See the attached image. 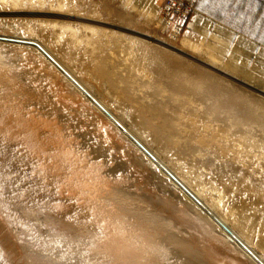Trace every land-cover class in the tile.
<instances>
[{"label":"rangeland","instance_id":"374dc122","mask_svg":"<svg viewBox=\"0 0 264 264\" xmlns=\"http://www.w3.org/2000/svg\"><path fill=\"white\" fill-rule=\"evenodd\" d=\"M25 1L0 4V264H264L228 215L255 211L264 220L263 157L256 148L240 154L245 129L229 131L207 115L213 103L201 106L223 95L226 108L264 107V0H196L177 39L163 0ZM60 3L85 20L74 21L80 44L39 22L72 20L18 15L57 13ZM196 16L206 21L200 28ZM82 24L108 34L99 39ZM110 31L134 41L115 44ZM184 39L223 71L193 65L178 51ZM186 78L203 82V92ZM77 82L95 96L75 91ZM248 131L264 147V131ZM91 234L107 255L75 243Z\"/></svg>","mask_w":264,"mask_h":264},{"label":"bare ground","instance_id":"6f19581e","mask_svg":"<svg viewBox=\"0 0 264 264\" xmlns=\"http://www.w3.org/2000/svg\"><path fill=\"white\" fill-rule=\"evenodd\" d=\"M36 1V0H35ZM43 1V0H42ZM25 0H0V4H2L5 8H6V5L8 4V6L10 5V7H12L13 9H15L16 7H27V5L25 4ZM27 2H29V3H32L33 2V0H27ZM34 4V3H33ZM32 4V5H33ZM61 4L62 3H60V9H58L59 11L57 12V13H50V12H48V13H44V14H41V13H33V12H27L26 14H24V13H19L18 15L20 16V15H25V16H30V17H45V18H49V17H51V18H54V19H69V20H72V22H64V21H61V22H59V21H57V20H40L39 22H40V24H42L41 25V28H43L42 30H44L45 28L46 29H50L51 27H52V29L55 31V32H57L58 30H59V33H68V35H70L71 37H72V39H71V42H72V44L73 45H77V44H80V42H82V39H81V37H79V35L77 34L78 33V28H75L76 27V25H74V21H85V20H83V19H81L79 16H77V15H73V14H68V13H63V12H61L62 10H63V7L61 6ZM41 5H43V3L41 4ZM66 8V7H65ZM16 9H18V8H16ZM22 9V8H21ZM24 9H26V8H24ZM28 9H31V6H29L26 10H28ZM10 10V9H9ZM65 10V9H64ZM16 11V10H15ZM34 11V10H33ZM38 11V10H37ZM13 12V11H12ZM42 12V11H41ZM72 12V11H71ZM76 12V11H75ZM77 12H78V10H77ZM74 13V12H73ZM4 15V14H3ZM6 15V14H5ZM12 15V14H11ZM15 15V14H14ZM4 17V16H3ZM5 19V18H4ZM14 19H15V17H14ZM13 19V20H14ZM32 19V18H31ZM88 19H90V18H88ZM16 20V19H15ZM21 20V19H20ZM24 21H25V19H23ZM33 20V19H32ZM39 20V19H38ZM98 20V19H97ZM27 21V20H26ZM91 21V20H90ZM99 21V20H98ZM37 22V21H36ZM106 22V21H105ZM84 23V22H83ZM79 24H80V22H79ZM108 24V23H107ZM11 25V24H10ZM35 25H36V23H35ZM37 25H38V23H37ZM36 25V26H37ZM83 25V24H82ZM81 25V26H82ZM94 25V24H93ZM93 25L92 26H88V25H83L82 26V28L83 29H85V30H87L88 32L90 31L91 32V34L94 36V35H96L98 38H99V36L101 35V37H105V36H102V35H106V34H108V33H106V31H104L103 29H99V28H96L95 27V25H94V27H93ZM77 26H78V24H77ZM101 26V25H100ZM104 26V25H103ZM31 28V27H30ZM35 28V27H34ZM38 28V27H37ZM57 28H58V30H57ZM39 29H40V27H39ZM51 29V30H52ZM110 29V28H109ZM120 30H122V31H124V29H122V28H119ZM31 30L33 31V28H31ZM41 30V29H40ZM111 30V29H110ZM114 31V30H113ZM116 32V31H115ZM65 33V34H66ZM42 34V33H41ZM110 36L111 35H113V34H115V35H113L114 36V38H116V40H115V44H122L123 42H131L130 40H133L134 41V36L132 37V36H130V37H128L127 35H126V32H125V34H123V33H114V32H111L110 31ZM36 35V34H35ZM33 36V35H32ZM61 36V35H60ZM96 36H95V38H96ZM109 36V37H110ZM116 36V37H115ZM43 37V36H42ZM92 37V36H91ZM107 37H108V35H107ZM108 37V38H109ZM172 37H173V39H177L178 37H179V33H178V30L177 29H175V30H173V32H172ZM38 38V37H37ZM95 38L93 37L92 38V40L94 39L95 40ZM97 39V38H96ZM100 39V38H99ZM31 40L32 41H30V42H28V44H31L30 46L31 47H34V48H37V51L39 52L38 54H39V56L41 55V57L43 56H45L44 55V53L42 52V49L41 48H39L38 46H36L35 45V43H34V41H35V39L34 38H31ZM34 40V41H33ZM114 40V39H113ZM101 41H102V39H101ZM111 41V40H110ZM109 40H108V42H110ZM132 41V42H133ZM137 41V40H136ZM33 42V43H32ZM58 42H59V40H58ZM90 42V41H89ZM89 42H88V44H89ZM103 42V41H102ZM104 43V42H103ZM114 43V42H113ZM138 43H139V41H138ZM84 44V43H83ZM87 44V45H88ZM131 44V43H130ZM125 45V44H124ZM202 45V44H201ZM106 46V45H105ZM143 46V45H142ZM104 47V46H103ZM131 48H132V46H130ZM145 48H146V46H145ZM201 46L200 45H197V44H195V43H193L191 40H189V39H184L183 40V42H182V44L179 46V49H178V51H179V53H181V54H184V56L185 57H189V58H191L192 59V61H193V65H195L196 67H199V69L200 68H202L203 69V71L204 70H208V69H210V68H213V69H215L216 70V72H217V70H219V71H223V69L222 68H219L218 67V65L216 64V58L215 57H213V56H211L210 54H209V56H207L206 54V56H204V55H202V51H201ZM203 48H205V47H203ZM128 49H130V48H128ZM127 49V50H128ZM152 49V48H151ZM151 49H149V50H151ZM206 49V48H205ZM204 49V50H205ZM133 50V49H132ZM138 50V49H137ZM136 50V51H137ZM207 50V49H206ZM125 51V50H124ZM123 51V52H124ZM136 51H135V53H136ZM93 52H96V50H93ZM112 52V51H111ZM131 51H129V53H130ZM204 52V51H203ZM207 52V51H206ZM125 53V52H124ZM126 53L128 54V55H133V52L131 53V54H129L128 53V51H126ZM125 53V54H126ZM134 53V54H135ZM205 53V52H204ZM93 54V53H92ZM145 54V53H144ZM208 54V53H207ZM122 55V54H121ZM133 56H135V55H133ZM132 56V57H133ZM100 57V56H99ZM130 58H131V56H129ZM126 58V57H125ZM128 58V57H127ZM133 60V59H132ZM128 61H129V59H128ZM219 61V60H218ZM218 61H217V63H218ZM131 63V62H130ZM49 64H54L53 62H49ZM190 65V64H189ZM93 66V65H92ZM53 67V66H52ZM134 67V66H133ZM208 68V69H207ZM214 70V71H215ZM212 71V70H211ZM210 71V72H211ZM214 71H212V72H214ZM218 71V72H219ZM211 72V73H212ZM130 73V72H129ZM90 74H91V72H90ZM90 76H93V77H95V75H93V74H91ZM144 76L145 77H148V72L147 73H145L144 74ZM226 76V75H225ZM230 76H232V75H230ZM150 77V76H149ZM96 78V77H95ZM127 78V77H126ZM231 78V77H230ZM70 80H72V79H70ZM78 81V80H77ZM68 82H70V81H68ZM185 82L189 85V86H191L192 88H195V89H199V90H203L204 89V85H203V82H192L191 80H189V79H185ZM70 84V83H69ZM71 86H72V88L75 90V91H77V92H79L82 96H84V97H86V98H92V97H94L95 95L94 94H92V90L89 88V87H86L83 83H81V82H77V83H71L70 84ZM142 86V85H141ZM143 87V86H142ZM141 87V88H142ZM106 89V88H105ZM144 89V88H143ZM142 89V90H143ZM141 90V91H142ZM188 90V89H187ZM198 90V91H199ZM140 91V92H141ZM163 91H166V90H163ZM189 91V90H188ZM192 92V91H191ZM203 92V91H202ZM219 92V91H218ZM142 93V92H141ZM166 93V92H165ZM261 93H263V92H261ZM110 94H112V93H110ZM135 94V93H134ZM219 94V93H218ZM224 94V93H223ZM115 95V94H114ZM164 96H166L167 98H168V96L166 95V94H163ZM169 96H170V94H168ZM109 96V95H108ZM216 96V95H215ZM231 96V95H230ZM229 96V98H231ZM147 97H149V96H147ZM171 97H172V95H171ZM114 98V97H113ZM178 98V97H177ZM176 98V99H177ZM234 98V97H233ZM231 99V100H229V104H230V102H231V106H234V102H235V100H236V98H234V99ZM238 98V97H237ZM178 100V99H177ZM169 101H170V98H169ZM192 101V100H191ZM225 101H226V103H228V100L225 98V96H223V95H219V96H217V97H213V96H210V95H208V96H205V103L204 102H202L201 103V106L204 108V106H206L205 104H206V102L207 103H209L210 104V102L211 103H213L212 105L215 107V110H211V112H207V115H209V116H216L217 117V120L218 121H221V122H227V123H229L230 124V128L228 129L229 131H231V130H233V129H237V128H242V129H245L244 131L242 130V131H240L239 132V134H238V136H237V138L239 137V140H240V142L239 143H237L236 142V140H235V142L237 143V144H239V145H241L242 146V149H241V151H240V154H244V151L243 150H246V149H250V148H253V149H258V150H260V154H259V158L262 156L263 158H264V147L263 146H260V142L256 139V137H254V136H251L250 138L248 137V135L249 134H251L248 130H250V129H252V128H254V127H260L263 131H264V122H262L263 121V119H264V107H260V106H257V107H253V108H250V109H247V108H243V110L240 112V110H238L237 108H238V106H237V108L235 109L234 107L233 108H231V107H227L226 108V106H225ZM122 103V102H121ZM238 103V102H237ZM236 103V104H237ZM240 104V103H239ZM242 104H246V103H242ZM248 104V103H247ZM117 105V104H116ZM250 106V105H249ZM254 106V105H253ZM126 107V106H125ZM240 107V106H239ZM118 109H120V108H124V106L122 105V104H120V105H118V107H117ZM116 108V110L117 111H119V112H121V110H118ZM168 108V107H167ZM96 109H98V111L101 113V114H103L104 116H105V118L107 117V118H109L110 119V121L112 120V118L113 117H110L111 115L109 114V111H107L106 109H105V107H103V106H101V105H99V104H97V108ZM108 109H110V108H108ZM128 109V108H127ZM246 109H247V112H246ZM123 110H125L126 111V108L125 109H123ZM203 110V109H202ZM122 113V112H121ZM125 113V112H124ZM123 113V114H124ZM139 113V112H138ZM117 114H120V113H117ZM122 114V115H123ZM127 114V113H126ZM125 114V115H126ZM222 114H223V116H222ZM128 115H130V114H128ZM127 115V116H128ZM119 117H121L120 115H119ZM125 117V116H124ZM128 118H130V117H128ZM133 118H135V117H133ZM137 118V117H136ZM124 119V118H123ZM175 119V118H174ZM173 119V120H174ZM181 119V118H180ZM108 120V119H107ZM178 120V119H177ZM119 121V120H118ZM126 122V121H125ZM131 122H133V121H131ZM171 122H173L172 121V119H171ZM175 122V121H174ZM115 123V122H114ZM127 123V122H126ZM135 123V122H134ZM178 123V122H177ZM180 123V122H179ZM178 123V124H179ZM138 124V123H137ZM182 124V123H181ZM185 123H183V125H184ZM225 124V123H224ZM117 125V124H116ZM130 125V124H129ZM228 125V124H227ZM128 126V125H127ZM137 126V125H136ZM124 127V126H123ZM177 127H180V124L177 126ZM182 127V126H181ZM131 128H132V126H131ZM134 128V127H133ZM132 128V129H133ZM137 128H139V127H136L135 129L137 130V131H139L140 130V128L139 129H137ZM134 129V130H135ZM226 129H227V126H226ZM224 130V129H223ZM235 131V130H234ZM221 132V131H220ZM219 132V133H220ZM138 133V135H139V132H137ZM226 134V136H227V138L228 137H230V135H231V133L229 134L228 132H223V134ZM234 132H232V134H233ZM136 134V133H135ZM142 134V133H141ZM137 135V134H136ZM236 135V134H235ZM140 136V135H139ZM143 136V135H142ZM216 137V136H215ZM224 137V136H223ZM235 137V136H234ZM145 138V137H144ZM225 138V137H224ZM224 138H222V139H224ZM141 139H142V137H141ZM218 139V138H217ZM178 140H181L180 138L178 139ZM233 142H234V140H233ZM176 143V142H175ZM234 144V143H233ZM238 146V145H237ZM224 147V146H223ZM226 147V146H225ZM231 147H233V145L231 146ZM235 148H236V146H235ZM239 148V147H238ZM226 149V148H225ZM232 150H233V148H231ZM252 149V150H253ZM228 150V149H227ZM226 150V151H227ZM230 150V149H229ZM239 150V149H238ZM234 151H235V149H234ZM243 151V152H242ZM248 152V151H247ZM246 152V153H247ZM251 152H253V151H251ZM256 152V151H255ZM245 153V155H247ZM248 153H250V152H248ZM259 153V152H258ZM227 154V153H226ZM249 155V154H248ZM247 155V156H248ZM251 155V154H250ZM253 155V154H252ZM258 155V154H257ZM257 155H255L256 156V158L254 159V160H256L258 157H257ZM204 156V155H203ZM233 156V155H232ZM240 156V155H239ZM238 156V157H239ZM244 156V155H243ZM243 156H240V157H242L243 158ZM246 156V157H247ZM261 157V158H262ZM164 158V157H163ZM163 158H162V160H163ZM233 158V157H232ZM242 158H240V161L239 162H241V160H242ZM249 158H252V157H249ZM262 158V161L264 162V159ZM236 159V158H235ZM237 160V159H236ZM253 160V159H252ZM259 160V159H258ZM234 161V160H233ZM244 161V160H243ZM247 161H248V158H247ZM238 162V161H237ZM245 162V161H244ZM261 162V161H260ZM243 162H241V164H242ZM244 164V163H243ZM245 165V164H244ZM263 165V164H262ZM245 173V172H244ZM255 186V185H254ZM247 187V186H246ZM236 188V187H235ZM244 188V187H243ZM250 188H251V186H250ZM262 188V187H261ZM252 189V188H251ZM256 189V188H255ZM237 190V189H236ZM249 190V189H248ZM250 191V190H249ZM219 197H221V196H219ZM2 204V203H1ZM0 204V205H1ZM2 206V205H1ZM221 206V205H220ZM254 208V207H253ZM250 210V209H249ZM235 211V210H234ZM234 211H232V212H228L229 214L228 215H230V217H231V221L235 224V226H237V227H239V228H241L242 229V231H243V237L245 238V239H247L250 243H252V244H255L256 246H258L263 252H264V220H263V218H261V216H259L255 211H252V212H246V211H241L240 213H237V214H235V212ZM227 213V212H226ZM225 216H226V214H225ZM227 220H229V218L227 219ZM97 229V228H96ZM30 232V231H29ZM95 233V232H94ZM99 234V233H98ZM28 235V234H27ZM88 235H89V233H88ZM97 237V234H91L88 238H87V241H85V240H83V239H81V237L80 238H76L77 240L75 241V243H77V244H79V246H81V248H83L84 249V247H86V246H91L90 247V249L92 248V247H94V248H92L93 250H92V253H93V256H96V255H100V254H105V255H107V253H104L105 251H106V249H105V251H103V249H102V246H100L102 243H100L99 242V244L100 245H97V243H95V242H97V241H95V240H98V239H95ZM100 237V236H99ZM49 238V237H48ZM48 238H47V240H48ZM82 238H84V237H82ZM86 239V238H85ZM50 240V239H49ZM28 241H29V239H28ZM52 241H54V242H57V243H62V242H64V240L62 239V238H60V239H58L57 241H55L54 239H52ZM45 243H47V242H45ZM73 244V243H72ZM103 245V244H102ZM151 245L153 246V247H156L157 249H155V250H163V249H165L166 248V246L164 247V244H162V243H156V242H154V243H151ZM26 247H27V245H25ZM72 246V245H71ZM106 248V247H105ZM151 248V247H150ZM76 250V249H75ZM153 250V249H152ZM27 251V255H30V254H32L33 253V249H32V246L30 245V247L26 250ZM81 251V250H80ZM252 253H255L257 256H259V258L260 259H263L264 260V254L263 253H259L258 251H256V250H250ZM107 252V251H106ZM35 253V252H34ZM34 253L32 254V255H34ZM109 254V253H108ZM31 257V256H30ZM66 257H68V253H67V250L66 249H61L60 250V252L58 253V256H57V259H60V260H62V259H64V258H66ZM105 257V256H104ZM109 258V257H108ZM102 259H103V257H102ZM73 260V259H72ZM96 260V259H95ZM80 262H81V260H80ZM93 262V261H92ZM98 262V261H97ZM80 264V263H79ZM97 264V263H96Z\"/></svg>","mask_w":264,"mask_h":264},{"label":"built area","instance_id":"2783aa9c","mask_svg":"<svg viewBox=\"0 0 264 264\" xmlns=\"http://www.w3.org/2000/svg\"><path fill=\"white\" fill-rule=\"evenodd\" d=\"M164 21L167 27L172 31L177 29L181 33L187 21L195 11L194 5L196 0H163Z\"/></svg>","mask_w":264,"mask_h":264},{"label":"crops","instance_id":"0c3cea01","mask_svg":"<svg viewBox=\"0 0 264 264\" xmlns=\"http://www.w3.org/2000/svg\"><path fill=\"white\" fill-rule=\"evenodd\" d=\"M193 20H195L193 25L196 28H200V26H202L204 23H206V21L200 16L194 17Z\"/></svg>","mask_w":264,"mask_h":264}]
</instances>
